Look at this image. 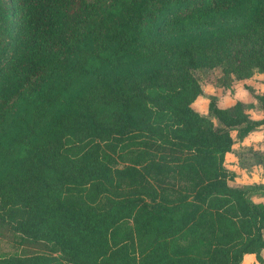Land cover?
<instances>
[{"label": "trees", "instance_id": "1", "mask_svg": "<svg viewBox=\"0 0 264 264\" xmlns=\"http://www.w3.org/2000/svg\"><path fill=\"white\" fill-rule=\"evenodd\" d=\"M219 51L216 61L264 69V0H0V158L13 156L1 199L22 210L6 225L19 255L0 264H135L126 243H103L129 219L154 236L141 264H240L247 253L262 264L264 207L246 198L257 188L230 186L223 165L231 129L243 137L259 122L239 101L209 103L219 127L191 106L201 88L190 70ZM152 182L160 191L139 195ZM214 196L239 211L235 241L199 228ZM189 226L191 241H175Z\"/></svg>", "mask_w": 264, "mask_h": 264}, {"label": "rangeland", "instance_id": "2", "mask_svg": "<svg viewBox=\"0 0 264 264\" xmlns=\"http://www.w3.org/2000/svg\"><path fill=\"white\" fill-rule=\"evenodd\" d=\"M236 45V44H235ZM214 57L209 58V62L205 65L197 66L190 70V73L193 75L194 79L197 81L199 87L201 88V92L198 95L195 102L191 104L193 109L198 111L201 115L208 117L214 126H222V124L218 121V119L214 116V114L209 110V103L212 102L215 105L216 97L218 94H225L227 95L231 87L237 82L236 80H244L250 77L254 72H264V69H259L256 66H244L242 63H236L234 59L230 61L221 60L216 61L215 58L223 57V54H220V51L217 54H213ZM261 59H264L262 57ZM238 64V67L241 69H234ZM246 64V63H244ZM166 87H170L169 84ZM150 88L156 90H164V88H156L151 86ZM84 89H87V95L92 96L93 98L100 97V90L98 91L97 86L93 82L86 83ZM68 98L66 97L64 101H67ZM68 102V101H67ZM41 113V112H40ZM52 114V111H48L45 114L41 113V121H46ZM43 125L41 122L36 123L34 129H37ZM57 128L56 126L50 129L39 130L41 133L42 138L39 141L46 139L53 133V129ZM107 148V147H105ZM3 154V153H2ZM13 156H7L5 159L0 158V161L4 160L3 164H0V258L8 257V256H17L19 255L20 247L17 246L9 237V231L7 230V221L10 217L18 218L22 214V210L19 208L13 209L11 207V200H8L9 206L2 208V193L4 191V182L5 175L9 169L6 166V163L12 162ZM122 164H120L121 166ZM170 182L169 180H166ZM194 181H197L196 179ZM176 183L183 186L184 191L186 193H190L193 181L190 180H180L176 181ZM151 188L156 189V191H160L159 186L156 182H152V185L145 189L144 194H139L142 197H147L145 195L146 191L150 190ZM118 193V192H117ZM116 193V194H117ZM114 198L115 196H110ZM116 198V197H115ZM207 202L209 203L202 214V219L199 222V228L201 230L214 231L216 235V240H220L222 242H226L227 240L235 241L238 238V217L239 211L236 205L233 203V200L230 198H222L221 196H214L210 197ZM110 200L101 198L97 206L105 207L109 205ZM9 211L11 213H9ZM219 216V217H218ZM57 227L61 232L68 235H73L72 230L70 228L61 225L59 222L56 223ZM191 227L184 228L180 230L178 233L174 235L175 241L180 243H188L191 241L190 235L188 231ZM238 235V236H237ZM153 235H144L139 232H136L134 228V224L131 219L121 222L117 225L113 230L103 239L104 242H112V241H119L126 243L129 247V252L134 254L137 258L135 264H141L139 252L144 249L148 244L153 241ZM114 239V240H113ZM215 240H212L214 243ZM112 245V244H110ZM205 248L201 245V249ZM117 257L113 256L110 257L106 255L103 259L99 262L90 263V264H117Z\"/></svg>", "mask_w": 264, "mask_h": 264}, {"label": "crops", "instance_id": "3", "mask_svg": "<svg viewBox=\"0 0 264 264\" xmlns=\"http://www.w3.org/2000/svg\"><path fill=\"white\" fill-rule=\"evenodd\" d=\"M236 81L227 95L219 92L216 106L228 108L239 101L246 117L259 124L243 137L237 135L236 128L231 129L233 143L224 155L223 165L233 175L228 184L242 189L257 188L249 191L246 198L264 207V103L259 99L264 95V72H254L250 77ZM260 256L264 264V249ZM240 264H259V261L255 254L247 253L242 256Z\"/></svg>", "mask_w": 264, "mask_h": 264}]
</instances>
